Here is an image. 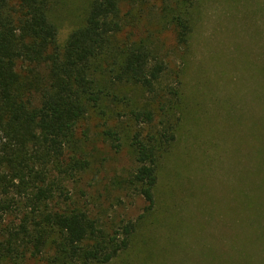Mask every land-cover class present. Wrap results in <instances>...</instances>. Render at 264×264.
Returning a JSON list of instances; mask_svg holds the SVG:
<instances>
[{
  "label": "rangeland",
  "instance_id": "1",
  "mask_svg": "<svg viewBox=\"0 0 264 264\" xmlns=\"http://www.w3.org/2000/svg\"><path fill=\"white\" fill-rule=\"evenodd\" d=\"M92 1L50 0L61 48ZM115 1L119 29L92 71L108 95L88 106L61 154L41 153L51 199L36 203L32 186L0 193V230L16 232L72 203L107 234L134 225L128 249L109 264H264V0ZM177 16L190 26L184 45ZM138 45L166 68L151 91L114 78ZM131 110L150 111L152 122L136 123ZM167 128L175 140L160 146L154 207L145 212L132 136ZM50 254L46 247L0 264H43Z\"/></svg>",
  "mask_w": 264,
  "mask_h": 264
},
{
  "label": "trees",
  "instance_id": "2",
  "mask_svg": "<svg viewBox=\"0 0 264 264\" xmlns=\"http://www.w3.org/2000/svg\"><path fill=\"white\" fill-rule=\"evenodd\" d=\"M49 9L50 0H0V193L32 186V198L39 204L55 194L37 169L39 157L41 153L61 154L88 106L98 107L108 95L92 71L94 61L108 51L119 29L116 1L93 0L83 25L69 34L61 48ZM175 23L177 41L184 45L189 23L179 16ZM165 69L145 46H131L114 78L151 91ZM130 114L138 124L153 120L148 110H131ZM106 133L119 141L115 133ZM174 140L172 128L157 135L142 137L136 132L132 136L137 163L133 181L146 204L145 212L154 207L160 146ZM59 194L69 201L67 194ZM69 206L40 213L29 227L21 225L16 232L0 230V236L8 234L5 243H0V257L23 259L27 253L35 257L48 247L51 254L43 264H109L128 249L133 224L107 234L86 209ZM1 210L6 212L8 207Z\"/></svg>",
  "mask_w": 264,
  "mask_h": 264
}]
</instances>
